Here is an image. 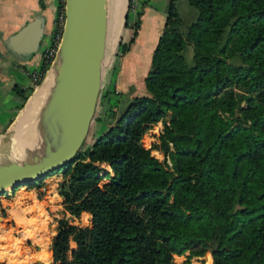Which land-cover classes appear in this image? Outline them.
<instances>
[{
    "label": "trees",
    "instance_id": "obj_1",
    "mask_svg": "<svg viewBox=\"0 0 264 264\" xmlns=\"http://www.w3.org/2000/svg\"><path fill=\"white\" fill-rule=\"evenodd\" d=\"M175 2L167 0L144 94L112 106L92 144L47 175L65 177L64 211L89 217L86 226L58 220V264H192L207 250L212 264H264V0H187L196 17L184 31ZM157 122L170 165L140 143ZM9 244L0 246L7 264H25L7 257Z\"/></svg>",
    "mask_w": 264,
    "mask_h": 264
},
{
    "label": "water",
    "instance_id": "obj_2",
    "mask_svg": "<svg viewBox=\"0 0 264 264\" xmlns=\"http://www.w3.org/2000/svg\"><path fill=\"white\" fill-rule=\"evenodd\" d=\"M109 7L110 0H65L61 39L40 82H48L44 122L25 155L0 166V195L58 171L82 149L104 75Z\"/></svg>",
    "mask_w": 264,
    "mask_h": 264
},
{
    "label": "rangeland",
    "instance_id": "obj_3",
    "mask_svg": "<svg viewBox=\"0 0 264 264\" xmlns=\"http://www.w3.org/2000/svg\"><path fill=\"white\" fill-rule=\"evenodd\" d=\"M136 1L137 0H135V2ZM187 5L188 4H185V2H181L179 0L176 2V7L181 19L179 25V30L181 31H184L186 26L195 18L194 13H196V10L192 6H190L192 8H188L189 5ZM152 6H155L156 9L162 10L164 8V0H153ZM140 9V5L136 4L134 6V0H126L124 13H128V20L129 22L131 21L129 25L131 28L127 27L129 30L133 31L134 23L137 21L136 20L133 23L134 15L140 16ZM123 21L124 19L122 20V24ZM129 34L131 38L132 32ZM136 35L133 39H135ZM129 39L125 41V43H128ZM119 40L120 37H118L116 45ZM134 42L135 40H132V42L128 44V49ZM183 54L187 62L190 63L192 52L189 45L185 46ZM120 57H118L117 60L114 52L111 56L112 60L106 65L100 86L98 102L96 104L94 115L82 148L89 147L95 137L99 135L100 132H102V130L112 121L110 118V110L112 109V106L116 107V112H119L123 108L125 100L122 97V93L113 88L115 73L118 70ZM38 86H40V83L31 93H29L28 97ZM22 109L23 106L19 109L14 119L7 126L4 133L0 135V166H3L5 163L20 157L17 152L20 147L18 146L19 141L21 138H25V134L28 132V129L34 125L33 121V124L30 123V121H21L24 114L23 113L22 116H20V111ZM96 126L97 128L99 127V129H97L98 132L94 134ZM161 130V122H157L156 124L150 126V128L142 135L140 143L144 148L150 150V154L153 157L158 160L166 158L167 164L170 165L167 157L157 147L159 144V135ZM100 167L107 170L109 169L105 164H101ZM64 179L65 177L62 173H54L44 177L32 185H25L16 190L8 189L4 192V195H0V246H3L5 243H14L9 244L8 246L7 257L9 259L14 261L16 260L17 263H20L23 258L25 259V264H28L24 255V251L28 250L29 256L31 257L41 255L40 260L43 264H58V262H54L52 260V250L50 248L57 232L56 229L58 220L67 219L69 223L76 226H86L89 224V217L87 215H81L79 218H74L70 217L64 211L57 195V188ZM102 182H105V180ZM22 189L24 190L22 191ZM26 226H30L29 231L25 229ZM23 230L24 233L31 239L22 233ZM16 241L23 242L25 247L18 245ZM70 248H73L72 244H70ZM187 255V252L179 257H175L173 255V262L181 263L188 257ZM189 260L192 264H212V258L209 250L205 251L202 256H191ZM0 262L7 264L1 251ZM34 262L35 264H38V262Z\"/></svg>",
    "mask_w": 264,
    "mask_h": 264
},
{
    "label": "crops",
    "instance_id": "obj_4",
    "mask_svg": "<svg viewBox=\"0 0 264 264\" xmlns=\"http://www.w3.org/2000/svg\"><path fill=\"white\" fill-rule=\"evenodd\" d=\"M179 1L188 4L187 0ZM152 3L153 0H137L141 9L140 16L134 15L133 19V23L138 21L135 42L119 58L113 88L122 93L125 100L123 106L133 96L144 94L143 77L164 24L166 0L162 10L153 7ZM188 8L192 7L189 5ZM54 12V0H0V135L24 105L21 114L37 91L38 87L28 97L35 89L28 71L40 66V56L48 42ZM194 15L196 17V13ZM125 21L127 24L124 26ZM130 22L127 13L121 28V42L130 38L132 30L127 28ZM97 129L99 127L96 126L94 134Z\"/></svg>",
    "mask_w": 264,
    "mask_h": 264
},
{
    "label": "bare ground",
    "instance_id": "obj_5",
    "mask_svg": "<svg viewBox=\"0 0 264 264\" xmlns=\"http://www.w3.org/2000/svg\"><path fill=\"white\" fill-rule=\"evenodd\" d=\"M125 4H126V0H110L108 34L106 38V51H105V68L106 65L112 60L111 56L114 54L116 50V46H117L116 42L118 37H120L121 28H122V20L125 10ZM47 91H48V82L47 80H45L40 86H38L36 93H34L30 101L27 103L26 105L27 108L25 107L26 110L24 109L20 114V116H22V114L24 113L21 121L23 122L30 121V123H32L33 121L34 125L33 127L28 129V132L25 134V138L23 139L21 138V140L19 141L18 146L20 147L18 148L19 150H17L19 156L25 155L26 152L25 146L28 147L31 144V142L36 136L38 129L41 127V125L44 122L45 115L43 114V102L47 95ZM22 186L25 185H21L18 188ZM24 255L28 261V264H35L34 261L38 262V264H43L40 260L41 255L31 257L29 256L28 250L24 251Z\"/></svg>",
    "mask_w": 264,
    "mask_h": 264
},
{
    "label": "built area",
    "instance_id": "obj_6",
    "mask_svg": "<svg viewBox=\"0 0 264 264\" xmlns=\"http://www.w3.org/2000/svg\"><path fill=\"white\" fill-rule=\"evenodd\" d=\"M55 12L51 21V29L48 42L44 46L40 56V66L28 71V77L32 85L36 87L44 78L47 69L49 68L56 50L58 48L65 20V0H54ZM137 1L134 0V6Z\"/></svg>",
    "mask_w": 264,
    "mask_h": 264
}]
</instances>
